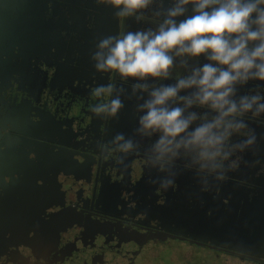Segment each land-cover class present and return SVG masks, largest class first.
I'll list each match as a JSON object with an SVG mask.
<instances>
[{"label":"flooded vegetation","instance_id":"af4514ba","mask_svg":"<svg viewBox=\"0 0 264 264\" xmlns=\"http://www.w3.org/2000/svg\"><path fill=\"white\" fill-rule=\"evenodd\" d=\"M173 2L153 0L137 19L141 13L118 17L108 0H0V155L11 151L0 156V264H200L212 257L264 264L261 232L253 246L243 233L237 242L213 233L214 225L242 229L252 220L244 213L264 212V111L253 115L264 105V81L234 86L238 109L244 95L261 99L228 118L245 127L230 132L221 155L201 161L183 147L175 155L155 150L159 133L139 131L137 106L148 95L133 85L174 84L204 57H176L169 80L125 79L95 67L101 40L155 30L165 18L156 13ZM108 85L110 95L95 94ZM117 96L124 106L115 115L93 111ZM189 111L199 117L206 109ZM37 236L56 246L21 255ZM83 236L94 247L67 253Z\"/></svg>","mask_w":264,"mask_h":264},{"label":"clouds","instance_id":"9594fccd","mask_svg":"<svg viewBox=\"0 0 264 264\" xmlns=\"http://www.w3.org/2000/svg\"><path fill=\"white\" fill-rule=\"evenodd\" d=\"M108 3L118 9V17L141 13L137 19H143L142 11L153 0H108ZM189 5L191 15H187ZM162 14L165 18L155 30L139 29L101 40L100 51L93 57L98 61L95 67L98 71H116L125 79L169 80L176 57H204L207 63L191 67L190 74L177 78L174 84L150 88L147 82L137 83L133 90L148 95L137 106L144 113L139 117V131L147 136L159 133L154 145L157 152L175 155L174 149L183 147L196 153L201 161L214 160L221 155L230 132L245 127L228 118L251 111L261 99L259 94L250 100L244 95L238 109L232 97L237 83L264 81V0H174L166 13H156ZM182 66L188 68L189 64L183 61ZM185 90L191 91L179 95ZM112 91V85L101 86L95 94L110 95ZM123 106L117 96L93 111L115 115ZM194 107L206 111L198 117L189 111ZM262 111L264 105L253 115ZM198 119L202 123L191 127ZM123 138L122 133L117 134V140ZM130 147L131 142L125 146ZM224 155L226 158L227 153Z\"/></svg>","mask_w":264,"mask_h":264},{"label":"water","instance_id":"95a60500","mask_svg":"<svg viewBox=\"0 0 264 264\" xmlns=\"http://www.w3.org/2000/svg\"><path fill=\"white\" fill-rule=\"evenodd\" d=\"M4 20L1 18L0 16V52L3 51V38H2V25H4ZM8 132V131H7ZM8 154L7 152L3 153L1 156L4 157L5 155H10L11 156V151L9 150ZM44 155H53L49 152H45ZM247 214V217L252 219V220H247L246 224L244 227H242V229H235L232 230L230 228H220L218 229L215 225V229H214V236L216 238L217 241H226V240H234L235 242L238 241V238L240 236V233H243L245 235L246 241H247V245L249 246H253L256 240V234L257 232H261L262 233V241L261 243H264V212L263 211H259L258 208H256V212H252V213H244ZM213 217L215 218V214L213 213L212 219ZM255 218L257 220V226H254V222H255ZM254 230L256 231L254 233ZM86 232H91L92 230L87 231V227L85 229ZM19 232L17 231V238H23L18 236ZM88 235V234H87ZM88 237V236H86ZM85 236H83V238H80V240H77L76 243L69 245V247L66 249V252H70L73 250H77L79 248L82 247H94V244L90 242L85 243V241L87 240ZM53 238L51 237H43V236H37L34 240L33 243H27L24 245L22 252H20V254L24 255V256H28V257H33L36 254V251L38 250V248H43V247H55L56 246V242L52 240ZM83 242V244H82ZM11 248H15L14 245L9 246V248H7L8 250ZM100 248V247H99ZM18 249V246H17ZM18 252V251H17Z\"/></svg>","mask_w":264,"mask_h":264},{"label":"rangeland","instance_id":"374dc122","mask_svg":"<svg viewBox=\"0 0 264 264\" xmlns=\"http://www.w3.org/2000/svg\"><path fill=\"white\" fill-rule=\"evenodd\" d=\"M173 253L176 254L179 258H182L180 255L177 254L178 253L177 250H174ZM212 261L213 262H205V263H200V264H249L243 259L228 258V257L224 259L223 258L214 259V257H212Z\"/></svg>","mask_w":264,"mask_h":264}]
</instances>
